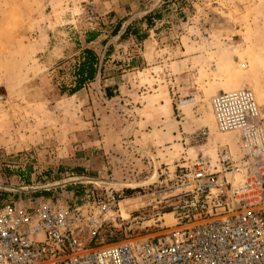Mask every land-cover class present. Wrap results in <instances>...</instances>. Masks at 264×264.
<instances>
[{
  "label": "rangeland",
  "instance_id": "374dc122",
  "mask_svg": "<svg viewBox=\"0 0 264 264\" xmlns=\"http://www.w3.org/2000/svg\"><path fill=\"white\" fill-rule=\"evenodd\" d=\"M89 52L97 74L73 94ZM239 89L264 107V0H0V209L124 189L116 217L135 235H167L174 215L157 216L149 185L215 162L222 145L240 153L211 108ZM204 130L209 143L189 142ZM80 176L91 184L52 186ZM74 187L87 188L68 198Z\"/></svg>",
  "mask_w": 264,
  "mask_h": 264
},
{
  "label": "built area",
  "instance_id": "2783aa9c",
  "mask_svg": "<svg viewBox=\"0 0 264 264\" xmlns=\"http://www.w3.org/2000/svg\"><path fill=\"white\" fill-rule=\"evenodd\" d=\"M211 108L219 133L238 135L240 153L222 145L215 162H194L150 183L160 199L157 216L174 215L167 235H135L116 217L124 189L105 188L74 206L7 205L0 209V264H264V107L253 90L239 89L214 96ZM209 139L206 130L189 136L194 145Z\"/></svg>",
  "mask_w": 264,
  "mask_h": 264
},
{
  "label": "trees",
  "instance_id": "16d2710c",
  "mask_svg": "<svg viewBox=\"0 0 264 264\" xmlns=\"http://www.w3.org/2000/svg\"><path fill=\"white\" fill-rule=\"evenodd\" d=\"M156 12H157V10L152 12V13H150V14H147L146 18L149 19V21H150V19L153 17V15ZM131 28H132V26H130L127 29V31H126L124 36H126L129 33ZM92 58H93V54L91 52H89L88 57H87V61H86V63H84L82 69L79 72V75H81V76H83L84 73H85L86 77H84L82 80H79L80 85L75 87V89H73L71 91L73 94H75L76 92H78L80 90L79 88H80L81 84L83 83L84 79L92 80V79L95 78V76L97 74V71H98V67L95 66V61H93ZM80 78H82V77H80ZM33 195L40 196V195H46V193L45 192H40V193H36V194H33ZM8 197H9V194L7 193V191H2V190L0 191V202L6 201Z\"/></svg>",
  "mask_w": 264,
  "mask_h": 264
},
{
  "label": "crops",
  "instance_id": "0c3cea01",
  "mask_svg": "<svg viewBox=\"0 0 264 264\" xmlns=\"http://www.w3.org/2000/svg\"><path fill=\"white\" fill-rule=\"evenodd\" d=\"M168 2H169V0H168ZM85 85V84H84ZM84 85H81L80 86V90H82L83 88H84ZM161 136H165L164 134L163 135H161ZM166 140L167 139H169V137L168 136H166V137H164ZM69 151V147H66L65 149H60V152H62V154L64 153V152H68ZM62 154L61 155H59V158L61 159V160H63V159H66L67 158V155H65V156H62ZM71 156H73V154H71ZM69 161V160H68ZM63 164H65V163H63ZM80 164H82V163H80ZM66 165V164H65ZM80 166H82V165H80ZM81 168H85V173L86 172H88L89 171V165H84V166H82ZM105 168V167H104ZM104 168H103V170H104ZM99 169H101V168H99ZM72 175H73V173H72ZM84 177H82L81 178V176H80V178L79 179H75V178H73L72 180H69L68 181V183H65L64 181H62V182H54L53 184H52V186L53 187H60V186H64L65 184H69L70 182V184H77V183H74V182H78V181H80V182H83V180L85 181V180H87V179H83ZM81 184H91V182H83V183H79V185H81ZM85 188H87V187H79V188H73V189H71L72 190V192L70 191V192H68L69 194L67 195L68 196V198H75V197H77V194H81V192H83V189H85ZM57 189H55V191H56ZM78 190H80V191H78ZM74 191V192H73ZM52 192V191H51ZM61 192H63V191H61ZM69 196H71V197H69ZM64 199V198H63ZM76 199H78V198H76ZM82 200V199H81ZM62 203H64V202H62ZM65 204H68L67 202L65 203Z\"/></svg>",
  "mask_w": 264,
  "mask_h": 264
},
{
  "label": "bare ground",
  "instance_id": "6f19581e",
  "mask_svg": "<svg viewBox=\"0 0 264 264\" xmlns=\"http://www.w3.org/2000/svg\"><path fill=\"white\" fill-rule=\"evenodd\" d=\"M166 215H167L166 220H167V221H171V219H172V218H171V216H172L171 213H170V214H166ZM166 215H165V216H166Z\"/></svg>",
  "mask_w": 264,
  "mask_h": 264
}]
</instances>
